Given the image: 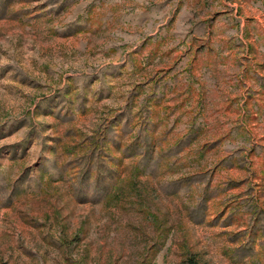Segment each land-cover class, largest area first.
I'll use <instances>...</instances> for the list:
<instances>
[{"label": "rangeland", "instance_id": "374dc122", "mask_svg": "<svg viewBox=\"0 0 264 264\" xmlns=\"http://www.w3.org/2000/svg\"><path fill=\"white\" fill-rule=\"evenodd\" d=\"M0 264H264V0H0Z\"/></svg>", "mask_w": 264, "mask_h": 264}]
</instances>
